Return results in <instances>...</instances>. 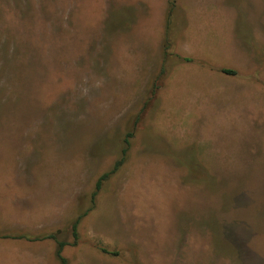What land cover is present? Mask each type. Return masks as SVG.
Instances as JSON below:
<instances>
[{
  "label": "rangeland",
  "instance_id": "374dc122",
  "mask_svg": "<svg viewBox=\"0 0 264 264\" xmlns=\"http://www.w3.org/2000/svg\"><path fill=\"white\" fill-rule=\"evenodd\" d=\"M0 240L264 264V0H0Z\"/></svg>",
  "mask_w": 264,
  "mask_h": 264
},
{
  "label": "crops",
  "instance_id": "0c3cea01",
  "mask_svg": "<svg viewBox=\"0 0 264 264\" xmlns=\"http://www.w3.org/2000/svg\"><path fill=\"white\" fill-rule=\"evenodd\" d=\"M21 243L22 242H14L10 240H0V264H15V262H19V257L29 258V264H58L54 255L51 257L50 253L46 251L47 245L45 242H40V245L44 250L42 257L41 253L25 250V246ZM39 249L41 248L39 247Z\"/></svg>",
  "mask_w": 264,
  "mask_h": 264
},
{
  "label": "trees",
  "instance_id": "16d2710c",
  "mask_svg": "<svg viewBox=\"0 0 264 264\" xmlns=\"http://www.w3.org/2000/svg\"><path fill=\"white\" fill-rule=\"evenodd\" d=\"M170 18H171V7L169 8L168 14H167V22H166V29L169 28V23H170ZM130 135V134H128ZM124 142L126 143V146L123 147L120 150V154H119V158L114 162L112 168L106 172H104L103 174H101L98 179L95 182V188L94 191L92 192V199L95 197V195L97 194V192L99 191L100 187L102 186L103 182H105L113 173H115V171H117V169L124 163V161L126 160L127 157V149H128V140L124 139ZM81 215L77 216L75 218V220L72 223V229L73 232H75L77 224L79 223L80 219H81ZM61 247H62V243L58 244L57 250H56V255L60 260V264H65V258L63 256H61Z\"/></svg>",
  "mask_w": 264,
  "mask_h": 264
}]
</instances>
